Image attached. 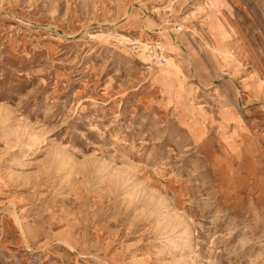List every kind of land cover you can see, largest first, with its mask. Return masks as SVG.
<instances>
[{
  "label": "rangeland",
  "instance_id": "1",
  "mask_svg": "<svg viewBox=\"0 0 264 264\" xmlns=\"http://www.w3.org/2000/svg\"><path fill=\"white\" fill-rule=\"evenodd\" d=\"M0 264H264V0H0Z\"/></svg>",
  "mask_w": 264,
  "mask_h": 264
}]
</instances>
